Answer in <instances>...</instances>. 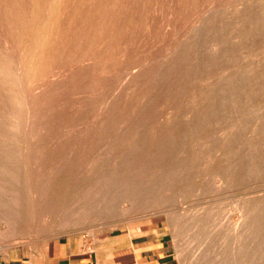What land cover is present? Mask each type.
<instances>
[{"label": "rangeland", "instance_id": "rangeland-1", "mask_svg": "<svg viewBox=\"0 0 264 264\" xmlns=\"http://www.w3.org/2000/svg\"><path fill=\"white\" fill-rule=\"evenodd\" d=\"M75 252L264 264V0H0V262Z\"/></svg>", "mask_w": 264, "mask_h": 264}, {"label": "crops", "instance_id": "crops-1", "mask_svg": "<svg viewBox=\"0 0 264 264\" xmlns=\"http://www.w3.org/2000/svg\"><path fill=\"white\" fill-rule=\"evenodd\" d=\"M165 256H166V253H165ZM70 258H72V259H70L71 263H69V264H99V258L97 256V254H93V252H89V254H83V255L75 252L72 254V256ZM54 263L63 264L62 258H57ZM0 264H1V262H0ZM29 264H39V263L31 262ZM44 264H51V262L45 261ZM165 264H168V263H165Z\"/></svg>", "mask_w": 264, "mask_h": 264}]
</instances>
